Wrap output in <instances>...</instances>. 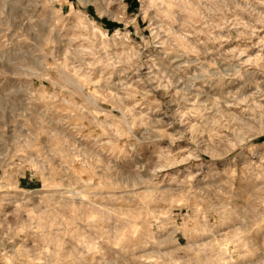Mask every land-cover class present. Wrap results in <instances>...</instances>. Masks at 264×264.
<instances>
[{
    "label": "clouds",
    "instance_id": "clouds-1",
    "mask_svg": "<svg viewBox=\"0 0 264 264\" xmlns=\"http://www.w3.org/2000/svg\"><path fill=\"white\" fill-rule=\"evenodd\" d=\"M136 3L0 0V264H264V0Z\"/></svg>",
    "mask_w": 264,
    "mask_h": 264
},
{
    "label": "rangeland",
    "instance_id": "rangeland-1",
    "mask_svg": "<svg viewBox=\"0 0 264 264\" xmlns=\"http://www.w3.org/2000/svg\"><path fill=\"white\" fill-rule=\"evenodd\" d=\"M125 4L128 5L127 8L128 14H132L138 8V4L136 3V0H125Z\"/></svg>",
    "mask_w": 264,
    "mask_h": 264
}]
</instances>
